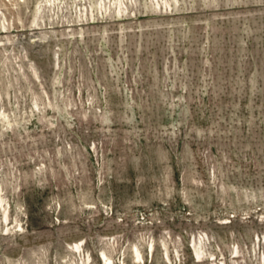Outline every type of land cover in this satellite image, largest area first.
Listing matches in <instances>:
<instances>
[{"label":"rangeland","instance_id":"rangeland-1","mask_svg":"<svg viewBox=\"0 0 264 264\" xmlns=\"http://www.w3.org/2000/svg\"><path fill=\"white\" fill-rule=\"evenodd\" d=\"M167 1L0 31V264H261L264 0Z\"/></svg>","mask_w":264,"mask_h":264},{"label":"bare ground","instance_id":"bare-ground-1","mask_svg":"<svg viewBox=\"0 0 264 264\" xmlns=\"http://www.w3.org/2000/svg\"><path fill=\"white\" fill-rule=\"evenodd\" d=\"M7 1L10 3L11 9L16 10V18L15 17L12 18V16H10L11 18L7 19L5 16L6 14L3 11H1V8H0V15H1L0 31L5 32L6 35L4 36V40L6 42H12L13 38H12V35L9 34V30L11 27H17V22L18 23L21 22L22 19L20 16V10L19 9L21 7L26 9L28 0H7ZM111 1L113 2L112 4L115 5L114 8L117 11V15L121 16V17L124 15V13L130 15L128 5L129 4L132 5L136 2V0H108V2H106V0H97V5L99 8L98 10H100L101 15L103 14L102 12H104V13L108 12V14H110L111 8L109 5H110ZM155 1H157V0H155ZM34 2H35V0H34ZM60 2H61V0H37V2H35V3H37V5L35 4L36 7L33 10V16H32V20L30 21L29 26L31 29L36 31L35 32V33H37V35L35 36L36 38H45L46 39V38H50V37H56L57 35H59L61 37H65V36H68L69 34L78 33L76 30L69 29V28H68V30L66 29L67 31L62 30L61 32L58 33L56 30L53 29L55 20L53 19V16L51 14L47 15V17L49 19L47 22H45V20L43 19L44 17H42V14L45 12V10L47 12L54 10L55 9L54 7L57 6ZM151 2L153 3V0H151ZM156 3L158 4V2H156ZM165 3L167 4L168 1L166 0ZM9 13L12 14L11 12H9ZM95 16L96 15H95L93 9H91L89 12L86 9L83 12L80 11L79 14L76 15V18L79 21L85 20V22H87L90 19L95 18ZM112 16L115 17V14H112ZM65 22L69 23V22H73V20L67 19ZM56 23H57V21H56ZM72 25L73 24H69L67 26H72ZM18 36H20V35H18ZM18 36L16 35L15 38H17ZM0 45L4 46L5 43L0 42ZM0 118L3 121L4 120L7 121L8 124H13V123L17 122L16 119L9 118V115H8V113L5 112V110L1 113ZM3 202H4V198H3V195L0 193V205H1V207L2 206L4 207L3 218H4V220H6L8 215H7L5 204H3ZM163 245L165 247V252H166L165 256L168 260H170L168 250H167L165 244H163ZM73 248L76 251H78L80 254H82V256H83L82 264H90V256L87 253V251H85L80 244L75 243ZM153 249H154V245L150 243L148 245V250H149L150 254L152 253ZM131 252H132L131 258H132V260H134V262L138 263L139 261H143L142 251L140 250V248L138 246H134V248L132 249ZM193 252L196 256V259H198V260H200L204 255L202 247L198 243L193 244ZM231 252L237 253L238 248L233 247ZM260 259H261L260 260L261 264H264V251L262 252ZM102 261H103V264H113L111 256L107 255V253L105 251H102ZM121 264H124V261H122ZM221 264H225V262H222Z\"/></svg>","mask_w":264,"mask_h":264}]
</instances>
